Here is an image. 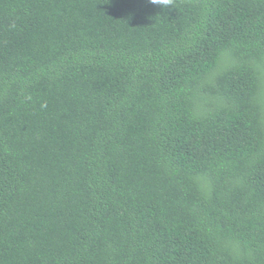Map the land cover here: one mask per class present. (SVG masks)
<instances>
[{
  "label": "trees",
  "instance_id": "trees-1",
  "mask_svg": "<svg viewBox=\"0 0 264 264\" xmlns=\"http://www.w3.org/2000/svg\"><path fill=\"white\" fill-rule=\"evenodd\" d=\"M0 264H264V0H0Z\"/></svg>",
  "mask_w": 264,
  "mask_h": 264
},
{
  "label": "clouds",
  "instance_id": "clouds-1",
  "mask_svg": "<svg viewBox=\"0 0 264 264\" xmlns=\"http://www.w3.org/2000/svg\"><path fill=\"white\" fill-rule=\"evenodd\" d=\"M173 0H148V3L159 6L161 9L171 7Z\"/></svg>",
  "mask_w": 264,
  "mask_h": 264
}]
</instances>
